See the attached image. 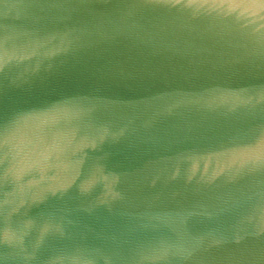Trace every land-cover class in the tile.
<instances>
[{
    "label": "water",
    "instance_id": "1",
    "mask_svg": "<svg viewBox=\"0 0 264 264\" xmlns=\"http://www.w3.org/2000/svg\"><path fill=\"white\" fill-rule=\"evenodd\" d=\"M0 264H264V0H0Z\"/></svg>",
    "mask_w": 264,
    "mask_h": 264
}]
</instances>
